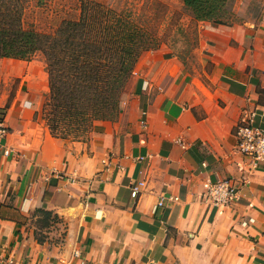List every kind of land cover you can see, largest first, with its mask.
<instances>
[{"label": "crops", "instance_id": "obj_1", "mask_svg": "<svg viewBox=\"0 0 264 264\" xmlns=\"http://www.w3.org/2000/svg\"><path fill=\"white\" fill-rule=\"evenodd\" d=\"M198 39L193 62L143 54L136 120L89 142L49 133L27 93L0 105V251L16 264H264V161L238 155L233 135L242 120L264 126V18L208 23ZM223 177L237 199L207 211L204 187ZM35 208L67 221L63 257L24 230Z\"/></svg>", "mask_w": 264, "mask_h": 264}, {"label": "rangeland", "instance_id": "obj_2", "mask_svg": "<svg viewBox=\"0 0 264 264\" xmlns=\"http://www.w3.org/2000/svg\"><path fill=\"white\" fill-rule=\"evenodd\" d=\"M9 2V0H7ZM15 5L21 10L23 26L39 33L54 31L63 20H74L79 15L83 0H17ZM105 4L116 11H130L137 17L140 27L148 33L156 49L171 51L179 59L193 62L197 55L198 32L210 21L196 20L185 9L181 0H91ZM10 3V2H9ZM225 14L221 25L250 27L264 18V0H226ZM213 24V23H212ZM216 24V23H214ZM145 26V27H144ZM150 40V39H149ZM133 74L125 84L120 97L119 110L115 114L94 113L87 117H71L53 107L48 99V79L44 57L40 52L28 60L0 58V105H10L14 98L27 93L29 100L44 107L48 122L42 119L49 133L70 143L89 142L92 133L107 123L117 129L136 120V89ZM45 117L42 115V118ZM1 120V119H0ZM41 121V122H42ZM21 224L28 236L42 248L63 257L68 245L67 221L50 211L35 208L22 217Z\"/></svg>", "mask_w": 264, "mask_h": 264}, {"label": "trees", "instance_id": "obj_3", "mask_svg": "<svg viewBox=\"0 0 264 264\" xmlns=\"http://www.w3.org/2000/svg\"><path fill=\"white\" fill-rule=\"evenodd\" d=\"M181 1L194 19L222 23L226 0ZM9 2L0 0V58L28 60L40 52L48 99L67 116L117 113L138 57L158 46L128 9L119 12L83 0L76 19L63 20L50 33H39L23 26L21 10L13 5L18 1ZM45 106L46 102L41 113L48 126Z\"/></svg>", "mask_w": 264, "mask_h": 264}, {"label": "built area", "instance_id": "obj_4", "mask_svg": "<svg viewBox=\"0 0 264 264\" xmlns=\"http://www.w3.org/2000/svg\"><path fill=\"white\" fill-rule=\"evenodd\" d=\"M141 124H144L141 121ZM7 134V127L0 120V145ZM235 138L234 149L238 155L250 161L253 167L264 161V126L256 125L253 120H242L233 132ZM143 182H137L130 188V196L136 198L142 190ZM168 198H172L171 196ZM202 198L206 203L207 211L218 209L231 204L237 199V191L229 177H223L215 182H208L202 193ZM175 199V198H174ZM165 197H161L157 206H162ZM0 264H16L14 257L5 255L0 251Z\"/></svg>", "mask_w": 264, "mask_h": 264}]
</instances>
